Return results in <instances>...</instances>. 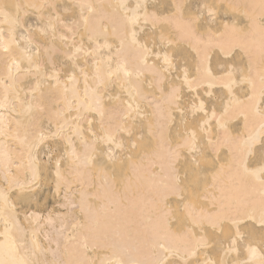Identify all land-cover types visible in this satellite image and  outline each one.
Listing matches in <instances>:
<instances>
[{
  "label": "bare ground",
  "instance_id": "1",
  "mask_svg": "<svg viewBox=\"0 0 264 264\" xmlns=\"http://www.w3.org/2000/svg\"><path fill=\"white\" fill-rule=\"evenodd\" d=\"M188 1L0 0V35L4 41L15 39L8 53L0 50V193L7 197L6 202L0 199V257L25 264H156L165 255L160 247L164 245L169 259L175 260L185 245L184 203L173 194L178 178L182 188L198 185L194 192L203 202L196 201L197 213L227 218L219 228L205 222L194 229L206 244L209 233L224 240L216 247L219 262L259 264L264 254L245 230L251 236L261 233V187L238 176L229 162L233 153L241 154L244 141L255 136L248 161L258 167L264 145L257 115L264 112L259 79L264 70V9L259 7L261 0H211L242 17L245 27L234 18L215 23L219 29L214 25V30L204 19L205 28L199 31L195 23L201 9L205 14L213 9L202 3L198 13L192 15L191 9L187 16ZM17 4L34 7L17 9ZM133 10L139 20L126 31L125 17ZM5 12L18 24L6 22ZM30 13L39 25L28 22ZM187 22H192L199 39L244 48L233 49L231 57L218 48L206 49L181 31ZM153 40L159 42L155 51ZM145 48L149 51L142 63ZM173 51L192 56V73L187 64L175 68ZM205 54L216 77L211 86L197 71ZM235 54L244 58L245 79H235L242 68L234 67L236 83L229 93L221 78ZM165 55L170 65L164 63ZM249 76L255 90L247 83ZM185 79L193 81L191 88ZM237 84L244 85L243 93L235 91ZM173 89L179 90V100L170 105ZM186 93L197 98L187 114L182 104ZM200 94L210 98L208 110H199L201 103L205 106ZM191 131L197 133L195 153L181 147ZM226 135L234 140L232 151L209 145V140L223 141ZM49 142L56 155L45 154ZM48 196L62 197L57 204L66 212L50 209L42 216L37 208ZM243 236L245 257L240 258L236 246ZM249 247L257 248L255 261ZM198 259L215 261L205 252H199Z\"/></svg>",
  "mask_w": 264,
  "mask_h": 264
},
{
  "label": "snow or ice",
  "instance_id": "2",
  "mask_svg": "<svg viewBox=\"0 0 264 264\" xmlns=\"http://www.w3.org/2000/svg\"><path fill=\"white\" fill-rule=\"evenodd\" d=\"M17 9H20L21 7H34V5H21L17 4L15 6ZM120 7H126L125 4H121ZM141 7L139 3L136 5V10H138ZM177 8H180V5H176ZM259 7L261 9H264V0H261ZM3 6H0V10H2ZM136 10H133V14L131 16H126L125 17V30H128V26L132 25L134 26L138 20L139 16L136 15ZM6 17V22H9L12 25L18 24V19H10L8 17V13H4ZM209 15L212 16L213 12L209 11ZM166 22V21H165ZM85 24H87V20H85ZM260 24L262 28H264V16L261 17L260 19ZM225 30L228 29V25H225ZM71 30V29H69ZM14 31V29H13ZM181 31L185 33V36L189 41L191 40H196L198 44L204 45L206 49H215L218 48L220 52L225 56V57H231L233 55V49H243L244 45L243 44H231L230 47H226L223 43L220 42H214L211 38L208 41H204L202 39H199L196 37V34L192 28V22H187L181 27ZM233 31H235V28H233ZM0 33H2V29H0ZM131 38H132V43L136 44V33L134 31L131 32ZM64 39V37H62ZM15 43L14 37H10L8 41H4L2 35H0V50H2L4 53H8L10 51L11 45ZM123 43V41H122ZM77 52L80 51V49L76 50ZM148 49H144L145 56H144V61L147 59V54H148ZM29 60H31V57H28ZM209 57L207 54H205L204 58L201 60L200 65L197 68V71L199 73H202V81L207 80L209 81V86H211V81L216 79L213 75V71L211 67L208 65ZM262 59H264V49H262ZM12 63H16L15 60H13ZM164 63L170 65V59L167 55L164 56ZM17 67H19L17 65ZM233 66L232 64H227V71L225 72L224 76L221 78L224 80L223 86L228 89L229 93L232 91L233 85L236 83V80L233 79ZM131 73L128 71H125V75H130ZM245 78L242 75V82ZM247 83L252 86L253 90H255V83L251 79V77H247ZM260 96L264 98V70L261 71L260 76ZM185 84L191 88L193 81H189L185 79ZM178 89H173L172 92L169 94L168 97V102L170 105L175 104L176 101L179 100L178 96ZM252 97H249L251 99ZM195 105H193V108L195 109ZM204 105L203 103L200 104L199 110L203 111ZM227 111V109H226ZM215 115V113H213ZM257 115L260 116L261 118V135H264V112H259ZM91 123V122H90ZM207 124V121H204L203 124L200 125V130L204 131V125ZM221 128L224 127L223 124L220 125ZM227 130L225 129V132ZM95 135V133H93ZM196 136L197 133L196 131H191L188 134V139H186L185 144L182 145L181 147H186L189 152L195 153L199 151L196 147ZM111 139V137H109ZM209 145L213 147L214 150L218 151V148L216 147L217 144H219L220 148L223 147H228L230 151L231 149V144L234 143V140L230 138L229 136H225L223 141H216L215 143L212 140H209ZM257 143L256 137L255 136H250L248 140L244 141V147L241 149V154L237 155L233 153L232 158L229 162V166L232 167L234 166L237 172V175L240 176L241 178H251L255 181H257L260 184L261 187V211H260V216H259V224L261 226V243L264 244V145L261 146V149L259 150L258 153V159H257V164L259 165L258 167H252L249 164L248 157L252 155L253 151V145ZM178 155V153H177ZM194 162L198 165L199 161L195 159L194 156ZM88 163H91V157L88 158ZM59 168V164L57 166ZM59 176V171L57 173ZM24 188L21 186V191H23ZM186 189L182 188L180 186V181L177 178L176 184L173 187V194L178 197V199L184 203V221H182V226L184 227V232L182 233L181 238L185 241L184 245V251L178 255H176L175 260L169 259L170 253L167 248L164 247V245H160V247L164 250V257L163 259L159 260L156 262V264H216L215 261L212 260H199L197 257L199 256V249L202 246H206V242L204 241L203 237L197 238L194 232V229L197 226H202L205 222L210 223L213 228H219L226 217H221L219 215L213 217L210 215H205L202 212L197 213L195 211L197 205L195 202V199H188L185 195ZM193 196L195 197V193H193ZM0 199L4 200L5 202L7 201V197L4 193H0ZM167 215V214H166ZM249 218L251 217V214L249 215ZM239 221L232 220V224H238ZM236 236L240 237L241 234L239 230L237 229ZM237 243V240L235 238L232 239L231 244L234 246ZM230 251L235 250L234 248H230ZM14 251V249H13ZM248 251L251 254V259L252 261L256 260L257 257V248L256 247H249ZM0 264H25L24 261H19L17 262L14 259H8L5 260L4 258L0 257ZM219 264H224V261L221 260ZM259 264H264V255H261L259 257Z\"/></svg>",
  "mask_w": 264,
  "mask_h": 264
},
{
  "label": "rangeland",
  "instance_id": "3",
  "mask_svg": "<svg viewBox=\"0 0 264 264\" xmlns=\"http://www.w3.org/2000/svg\"><path fill=\"white\" fill-rule=\"evenodd\" d=\"M187 1V0H186ZM202 0H190V1H188V3L186 4V7L187 6H190L191 8H189V12H188V10H186L187 12H186V15L187 16H190V12H191V9H192V11L193 12H191V14L193 15L194 13L196 14V13H198V11H200V9L202 8H200V9H198L200 6H201V4L203 3V4H206L207 3V7H212V9H213V15L212 16H210L209 14H205V12H204V9H201V13L199 14L200 16H199V19H198V21H197V23H195L196 24V27H197V29L199 30V31H201V30H204L203 29V27L205 28V26H203V25H205L206 23L208 24V26H213V28H215L214 27V25H215V23H217V22H222L223 20H225V21H231L232 19H234L235 18V23H237V24H239V25H243L242 27H245V20L242 18V17H238L237 16V14H235V13H232V12H229L225 7H224V5L222 4V3H216V2H214V1H209V0H203V1H206L205 3L204 2H201ZM189 2H190V4H189ZM193 5V6H192ZM197 8H196V7ZM203 10V11H202ZM197 11V12H196ZM27 19H28V22L29 23H31V24H33V25H39V22L37 21V19L34 17V15L33 14H28L27 15ZM204 19H205V22L206 21H208V20H210V21H208V22H211V20L212 19H214V20H212V22L209 24L208 22H206L205 24L204 23H202L203 21H204ZM203 20V21H202ZM214 21V22H213ZM216 21V22H215ZM243 22V23H242ZM213 23V24H212ZM201 24H202V26H201ZM216 26V25H215ZM216 27H218V26H216ZM218 29H219V27H218ZM217 29V30H218ZM214 30H216V28L214 29ZM171 35V34H170ZM164 36L165 37H171V36H168V34H164ZM153 41L156 43H153ZM152 42H150L152 45H150L151 47H153L152 49L155 51V50H157V48H158V43L159 42H157L156 40H153ZM155 44V45H154ZM155 46V47H154ZM157 46V47H156ZM160 48L162 49L163 47H162V45L160 46ZM177 52V53H176ZM179 53H180V56H179ZM189 53H187L186 55L189 57H192L191 55H188ZM184 55V56H183ZM185 55V53H183L182 51H173V52H171V55L170 56H172L170 59H171V62H172V64H174V66H175V68L176 69H178L179 67H181V66H183V65H185V64H187L188 65V68H187V70H188V73L190 74V73H192V71H191V64H190V60H191V58L189 59V58H187V56ZM236 55V56H235ZM234 55V58H232L231 60L229 59V61H230V64H233L231 61H233L234 62V64L232 65L233 66V68L234 67H236L237 69H239L238 67L240 66V72H239V74L238 73H235V79L236 80H240V77L242 76V75H244L245 74V67H243V66H245V64H243V62H244V58L242 57V58H240V59H243V60H239L238 58L240 57L238 54H235ZM214 56V58L216 57L217 58V56H215V55H213ZM237 56H239L238 58H237ZM183 57V58H182ZM184 57H186L185 59L187 60V59H189V62H188V60H187V62L184 60ZM178 58V59H177ZM179 61V62H178ZM182 61V62H181ZM241 61V62H240ZM243 61V62H242ZM184 62V63H183ZM220 62H226L225 60H223L222 59V61H220ZM183 64V65H182ZM178 65V66H177ZM243 65V66H242ZM224 66H226L227 67V62H226V65H224ZM225 67V68H226ZM244 68V69H243ZM242 72H243V74H242ZM241 86L244 88V85H240V84H237V86H236V88H235V91L236 92H238L240 89H241ZM242 88V89H243ZM239 89V90H238ZM242 89L240 90V92H242ZM243 93V92H242ZM199 97L200 98H204V96L202 95V94H200L199 95ZM212 98V97H211ZM209 99L210 98H208V99H203V101H204V103H205V106H204V108L206 109V110H208L209 109V107H210V105H212V102L211 101H209ZM195 100H197V98L196 97H192V96H190L188 93H186L185 95L183 94V97H182V104H183V106H184V112L187 114L188 113V107H189V104H190V102H192V101H195ZM196 114L198 115V116H202V113L200 112V111H198V112H196ZM49 149V150H48ZM46 150V151H45ZM44 151L46 152L45 154H48V156H49V152L51 153V152H53V154L54 155H56L55 153H57L56 152V150H54V148H53V146H52V142H49V147L47 148V149H45ZM54 150V151H53ZM53 154H50V156H51V159L53 158V157H55ZM43 158H42V160L43 161H46L47 160V156L46 155H44V156H42ZM45 158V159H44ZM51 161V160H50ZM49 165H51V162L47 165V166H49ZM198 185L196 184V183H190L187 187H186V197L188 198V199H194L193 197H192V194L193 193H195L194 191H195V189H198V187H197ZM196 198H195V202L196 201H199V202H203L201 199H199V198H197V196H199V192H197L196 193ZM58 199V198H57ZM57 199H54L53 197H47V200H46V202H45V205H41L42 207H39V208H37V209H40L41 210V215L42 216H44L47 212H45L46 210L47 211H50V209H54L55 211H57V212H64L65 210H64V208L62 209V207L61 206H59V204H57L58 203V201L59 202H62L63 201V199H62V197H60L58 200ZM50 205V206H49ZM49 207V208H48ZM18 208H20V206L18 207ZM62 210H61V209ZM49 209V210H48ZM66 212V211H65ZM64 212V213H65ZM180 217H177V219H179ZM176 219V220H177ZM175 219L172 221L174 224H177V226L178 227H180V222L177 220L176 221ZM176 226V227H177ZM199 232L197 231V234H198ZM250 232H249V230L248 229H246L245 230V234L246 235H249L250 236V241L251 242H253V243H255V244H257V247L259 248V250L264 254V244H262L261 243V233H259L257 236L256 235H254V236H251L250 234H249ZM245 236H243V239L242 240H238V246H236V248H237V252H236V255L238 256V257H240V258H244L245 257V254H244V247L245 246H243L244 245V243H245ZM224 243V240H222V239H219V238H215L214 236H213V234L212 233H209L208 235H207V244H206V246H204V247H202V248H200V250H199V252H205V253H208L210 256H211V258L212 259H214L216 262H219V260H218V258H219V251H217L216 250V247H217V245L218 244H223ZM233 256V255H232ZM197 259H198V257H197Z\"/></svg>",
  "mask_w": 264,
  "mask_h": 264
}]
</instances>
